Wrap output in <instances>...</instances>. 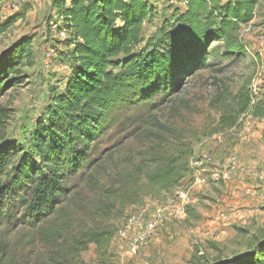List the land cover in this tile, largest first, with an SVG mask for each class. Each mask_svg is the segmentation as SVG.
Segmentation results:
<instances>
[{
	"label": "trees",
	"instance_id": "obj_1",
	"mask_svg": "<svg viewBox=\"0 0 264 264\" xmlns=\"http://www.w3.org/2000/svg\"><path fill=\"white\" fill-rule=\"evenodd\" d=\"M57 1L61 2L58 20L69 35L70 74L62 93L53 95L46 121L33 134L31 150L17 161L18 154L0 149V229L17 219L19 202L24 209L22 219L40 237L52 230L62 240L63 228L55 224L48 229L44 223L63 210L70 195L68 180L96 164L88 161L92 146L125 109L161 95L173 96L187 78L209 69L211 60L246 55L239 32L253 20L262 0H177L185 10L177 9L143 48L144 26L154 14L150 0ZM13 22L0 24V37ZM32 57L28 40L9 53L0 67V96L21 78L24 61L32 66ZM120 57L124 59L117 61ZM263 104L248 87L236 94L224 88L210 103L220 108V123L229 129L237 127L246 114L263 118ZM148 124L145 130L153 142L149 159L132 169L123 183L103 188L101 213L113 211L119 203L130 205L133 197L173 196L192 174V144H174L171 139L176 130L158 119L152 128ZM89 181L100 184L93 176ZM114 235L109 228L88 229L70 237L69 252L79 255L94 244L105 255ZM67 243L65 237L54 247ZM248 246L247 253L212 264H264V225L251 235ZM0 264H6L4 254H0Z\"/></svg>",
	"mask_w": 264,
	"mask_h": 264
},
{
	"label": "rangeland",
	"instance_id": "obj_2",
	"mask_svg": "<svg viewBox=\"0 0 264 264\" xmlns=\"http://www.w3.org/2000/svg\"><path fill=\"white\" fill-rule=\"evenodd\" d=\"M150 3L154 14L144 26V43L140 48L146 46L177 9L185 10L177 0H150ZM60 5L57 0H41L33 6L16 0H0V24L15 20L0 37V67L9 53L24 41H30L33 56L32 66L25 65L24 61L20 67L21 78L0 96V149H8L13 156L18 154L17 161L31 150L33 134L42 120L46 121L53 95L62 93L70 74L68 37L62 38L58 28L51 25L64 27L58 20ZM239 33L248 50L246 55L219 62L211 60L209 69L187 78L173 96L161 95L121 112L116 124L92 146L88 161H95L94 167L68 180L70 195L63 210L44 223L48 229L55 224L63 228L66 232L62 240L59 234H52V230L40 237L38 230L22 219L24 209L17 202V219L0 229V254L6 256V264H212L219 259L247 253L251 235L262 228L264 218L255 216L245 224L233 223L236 211L229 202L232 204L234 199L224 202L213 191L206 190L187 218L169 215L163 230L137 256L129 255L128 241L118 236L127 219L141 212L152 217L160 208L179 205L177 194L188 187L189 176L173 196L167 195L165 199L133 197L128 202L130 205L119 203L116 209L105 213H101L104 208L100 199L105 186L123 183L132 169L149 159L153 142L148 139L149 132L145 129L148 122L152 124H148V128H152L155 119L174 127L177 132L171 139L174 144L191 143L193 157L199 155L196 153L199 148L205 150V145H209L211 152H217V156L220 154L223 160L233 157L234 153L241 156L255 152L259 157L264 154V131L261 132L264 117L246 114L240 118L236 130L223 128L220 108L210 105L222 89L236 94L242 87L254 89L256 101L264 103V0L258 4L253 20L243 24ZM123 59L120 57L117 61ZM249 120L254 123L245 128L243 124L247 125ZM241 133L243 137L239 136ZM219 138L223 140L220 146ZM243 138L246 143L240 145L238 140ZM218 146H222L221 152L215 150ZM90 176L100 184L91 185ZM237 188V192L242 193L239 185ZM223 209L232 214L230 219L219 225L213 223V215L218 216ZM66 219L69 221L63 224ZM99 228L115 231L105 255L100 254L94 244H89L79 255L69 252L70 237ZM65 237L68 243L63 248L54 247L63 243Z\"/></svg>",
	"mask_w": 264,
	"mask_h": 264
},
{
	"label": "crops",
	"instance_id": "obj_3",
	"mask_svg": "<svg viewBox=\"0 0 264 264\" xmlns=\"http://www.w3.org/2000/svg\"><path fill=\"white\" fill-rule=\"evenodd\" d=\"M253 123V120H249L247 122V125L246 123L243 125L246 126L245 128H247L248 126L250 128ZM262 125L263 127H261V132L264 131V124H261V126ZM234 129L236 130V128ZM231 131H233V129ZM239 136L243 137V133H241ZM219 139L221 140V138ZM238 141L240 142V145L244 144L246 143V138ZM247 141L249 142L250 140ZM222 142L223 140L218 142L219 146L220 144H222ZM219 146L216 147L215 150L221 152L223 148L222 146ZM208 147L209 145H205V150L203 151L201 150V148H199L196 152L199 155L193 157L190 160V168L192 170V174L189 176L188 181H190V183L187 189L190 190L191 199L189 204L187 205V215L185 216V218H187V216L191 214L192 209L197 207L195 203L197 200L201 199L203 195L205 196V191L211 190V192L213 191V194H216L217 197L220 196L224 202L229 201L230 199H234L232 204L231 202H229L230 206H233V209L236 211V218L233 219V223L241 222L242 224H245L248 220L254 218L255 216H259L263 219L264 154L259 157L255 152H250L249 155L242 152L243 154H241V156H239L240 154L234 153L238 157L239 164L238 170L231 175L229 174L228 169L232 157L226 158L227 160H223L220 154L217 156L218 153L214 151V153L211 152ZM251 153L254 156H252ZM205 158H207V160H205ZM227 173L231 176L226 177ZM198 174H204L206 178H208L207 184H194L193 177ZM215 175L219 176L220 179H212V177H214ZM237 185H239V188H241L242 193L237 192ZM221 199L219 200L221 201ZM168 214L175 217V215H171L170 212H168ZM214 221L217 225H219L216 213L212 218L213 223ZM220 230H223V228H221Z\"/></svg>",
	"mask_w": 264,
	"mask_h": 264
},
{
	"label": "built area",
	"instance_id": "obj_4",
	"mask_svg": "<svg viewBox=\"0 0 264 264\" xmlns=\"http://www.w3.org/2000/svg\"><path fill=\"white\" fill-rule=\"evenodd\" d=\"M21 1L22 4L29 3L33 6L34 3H40L41 0H16ZM54 29H57L58 34L66 39L69 35L64 28H59L57 24L51 23ZM254 89H252L253 91ZM254 92V91H253ZM207 160V158H205ZM239 160L237 155H234L230 160L229 174L235 173L238 170ZM203 166V165H202ZM231 175H226L229 177ZM194 184H204L208 182V178L204 174H198L194 177ZM214 180H219V176L212 177ZM179 205L173 207L165 206L158 209L152 217H148L145 212L139 215L131 216L126 221V225L118 233L120 239L128 241V253L131 256H137L141 249L144 248L156 235H158L165 227L168 212L171 215H177V218H184L187 215L186 207L190 202V190L187 188L181 189L177 194ZM232 214L228 210H220L217 216L219 222L229 220Z\"/></svg>",
	"mask_w": 264,
	"mask_h": 264
}]
</instances>
